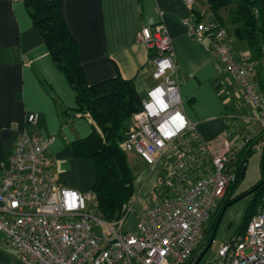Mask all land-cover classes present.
<instances>
[{
    "label": "built area",
    "instance_id": "2783aa9c",
    "mask_svg": "<svg viewBox=\"0 0 264 264\" xmlns=\"http://www.w3.org/2000/svg\"><path fill=\"white\" fill-rule=\"evenodd\" d=\"M181 2L188 7L194 0ZM182 24L189 37L208 42L223 71L242 89L256 116L239 118L264 127V95L257 93L252 80L258 63L249 52L233 54V38L210 13L199 21L189 15ZM137 40L157 53L151 62L152 76L159 83L146 92L141 110L132 115L120 148L134 152L150 167L162 164L163 179L155 189L163 197L148 204L134 230L124 233L130 206L119 221L102 220L95 213L91 191L64 188L53 178L51 165L44 164L50 140L32 137L23 129L11 153L0 160V247L14 250L20 263L197 264L206 244L204 225L236 179L235 155L257 133L231 135L225 128L214 137L201 138L178 95L181 79L165 26H144ZM38 119L37 113H28L25 123L34 126ZM214 262L264 264V199L244 232L222 245Z\"/></svg>",
    "mask_w": 264,
    "mask_h": 264
},
{
    "label": "crops",
    "instance_id": "0c3cea01",
    "mask_svg": "<svg viewBox=\"0 0 264 264\" xmlns=\"http://www.w3.org/2000/svg\"><path fill=\"white\" fill-rule=\"evenodd\" d=\"M60 4L88 85L119 74L133 80L136 91L144 98L159 81L152 76L153 51H147L137 34L144 26L162 23L175 51L181 79L178 95L184 113L201 138L223 132L227 108L244 103L236 96L240 95L238 83L223 71L208 42L189 37L182 24L189 15L198 21L208 12L205 0H194L188 7L181 0H60ZM227 25L225 29L233 37ZM232 52L238 56L246 53L247 47L243 41L233 40ZM226 93L229 103L224 101ZM75 106V95L65 76L32 32L23 1L0 0V160L11 153L17 134L27 129L32 137L50 140L44 164L51 165L57 183L79 193L90 192L96 178L94 162L73 157L71 143L86 138L91 125L87 117L70 119ZM249 107L243 111L253 118L252 106ZM236 110L243 114L242 109ZM28 113L39 115L34 126L25 123ZM147 169L157 171L148 165ZM65 177L69 180L65 181ZM141 182L137 179L134 188L145 195L159 184V179L155 174L150 181ZM146 207L147 204L139 206L137 217ZM0 264L22 263L14 250L0 247Z\"/></svg>",
    "mask_w": 264,
    "mask_h": 264
},
{
    "label": "trees",
    "instance_id": "16d2710c",
    "mask_svg": "<svg viewBox=\"0 0 264 264\" xmlns=\"http://www.w3.org/2000/svg\"><path fill=\"white\" fill-rule=\"evenodd\" d=\"M22 1L31 18L32 32L47 48L56 68L65 76L75 95L76 106L70 119L84 117L89 119L90 134L71 143V154L73 157L91 159L94 162L96 178L91 192L95 196V213L108 223L119 221L126 214L135 195L134 177L120 145L127 138L132 115L142 108L143 98L136 91L133 80L125 79L119 74L92 85L86 83L77 44L61 15L60 0ZM205 2L209 9L207 13L212 15L213 21L224 29L227 22L231 23L234 26L233 40L243 41L252 60L258 63L252 80L257 86V93L264 95V0H205ZM227 8L231 11L228 19L224 20L220 11ZM239 108L243 114L237 112L236 109ZM227 109L224 116L227 122L226 129L229 131L230 128H239L236 130L238 132L230 134L241 132L249 134L247 123L239 118L242 115H249L247 111H243L244 107L239 105L238 108L231 106ZM64 113L67 114L66 111ZM229 115H233L234 118H227ZM263 136L264 127L261 126L257 135L236 153L233 160L237 167L236 178L244 174L248 157L255 149L253 146L258 147ZM262 167L264 169L263 160ZM154 191L159 195L156 189ZM249 193H254L255 199L249 206L237 235L244 232L250 219L262 206L264 180L258 181ZM242 196L246 194L227 200L220 209L218 207L211 213L214 218L211 229L216 228L223 210ZM160 197L163 196L160 194ZM205 240L206 248L210 241H207V237Z\"/></svg>",
    "mask_w": 264,
    "mask_h": 264
},
{
    "label": "rangeland",
    "instance_id": "374dc122",
    "mask_svg": "<svg viewBox=\"0 0 264 264\" xmlns=\"http://www.w3.org/2000/svg\"><path fill=\"white\" fill-rule=\"evenodd\" d=\"M231 9H223L220 11V15L224 20H227L229 17ZM227 25V24H226ZM227 30L230 34H232L233 25L231 23H228ZM233 36V35H232ZM233 38V37H232ZM237 43V42H236ZM235 43V44H236ZM242 43V42H238ZM237 48V47H236ZM240 88V87H239ZM238 88V89H239ZM239 93L244 101V103L240 104L244 108L249 107L250 104L245 102L244 95L242 92V89L240 88ZM230 101V100H229ZM229 101L227 103H229ZM250 109V107L248 108ZM252 112V117H255L256 114L254 111ZM246 123H249L251 121L247 120L245 118ZM249 134L255 132L257 133L260 131L261 126L256 124H252V126L249 128ZM239 128L232 129L230 128L229 132L235 133L236 130ZM238 132V131H236ZM127 163L132 171L134 182L138 180H142L141 185L145 181V179L150 181L153 179V176L158 177L159 182L161 181V166L162 164H158L156 166V172L151 173L150 170L147 169V165H145L138 156L134 154V152L125 153ZM264 157V136L263 139L258 144V147L255 148L252 152V154L248 157V161L246 164V169L243 175L236 178V181H234L227 192V195L224 197V199L217 204V206L214 208L213 212H215L227 201L235 198L236 196H239L241 194H246V196H242L241 198L237 199L235 202L229 204L222 212L218 224L215 229H211V225L213 222V216L211 215L210 219L206 222L204 225L205 229V237H207V241H211L210 247L207 249V251L202 255L201 260L198 264H215L214 259L215 256L220 249L222 245L227 243L230 239L237 236L238 229L242 224V221L244 219V216L251 205L252 201L255 199L254 193L250 194L251 188L260 180L263 179V167H262V160ZM154 174V175H153ZM69 177V175H68ZM237 177V173H236ZM68 181L69 178L65 177ZM60 183V182H59ZM61 184V183H60ZM156 188V187H155ZM155 188H153L152 191L148 192L147 194L143 195V193H139V189H135V195L133 197V200L131 202V205L129 207L130 211L128 213V216L126 217V221L124 223L123 232H132L135 228L136 219H137V209L139 206L148 204H157L160 202V197L157 192H155ZM249 250L246 251L248 253Z\"/></svg>",
    "mask_w": 264,
    "mask_h": 264
},
{
    "label": "water",
    "instance_id": "95a60500",
    "mask_svg": "<svg viewBox=\"0 0 264 264\" xmlns=\"http://www.w3.org/2000/svg\"><path fill=\"white\" fill-rule=\"evenodd\" d=\"M156 54H157V53H156L155 51H153L152 55L155 56ZM263 162H264V158H263ZM263 174H264V169H263ZM263 180H264V177H263ZM211 242H212V240L210 241V243L208 244V246L204 249V251H203V253L201 254V256H199L198 261H197V264H198V262L201 260L202 255H203V254L207 251V249L210 247Z\"/></svg>",
    "mask_w": 264,
    "mask_h": 264
}]
</instances>
